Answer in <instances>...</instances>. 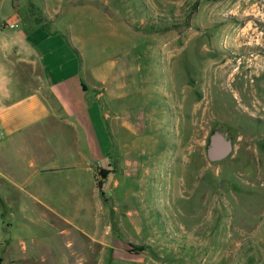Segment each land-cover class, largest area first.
Returning a JSON list of instances; mask_svg holds the SVG:
<instances>
[{
  "label": "rangeland",
  "instance_id": "obj_1",
  "mask_svg": "<svg viewBox=\"0 0 264 264\" xmlns=\"http://www.w3.org/2000/svg\"><path fill=\"white\" fill-rule=\"evenodd\" d=\"M17 2L21 16L67 34L85 80L103 92L97 133L118 155V184L86 212L1 209L0 240L35 238L59 255L94 234V217L97 230L110 222L106 238L125 236L118 217H149L153 242L129 243L146 251L137 264L263 261L264 0ZM218 136L231 149L216 159Z\"/></svg>",
  "mask_w": 264,
  "mask_h": 264
},
{
  "label": "crops",
  "instance_id": "obj_2",
  "mask_svg": "<svg viewBox=\"0 0 264 264\" xmlns=\"http://www.w3.org/2000/svg\"><path fill=\"white\" fill-rule=\"evenodd\" d=\"M19 10L17 0H0V212L103 208L106 183L118 184L112 177L118 155L103 148L97 133L107 120L96 105L103 92L85 80L61 28ZM100 170L107 175L99 189ZM94 218V234L59 255L35 238L0 240V264H58L59 256L68 264H137L145 258L146 251L129 243L153 242L151 231H143L153 227L149 217L128 224L118 217L125 236L108 238L110 222L97 230ZM130 227L138 234L132 236Z\"/></svg>",
  "mask_w": 264,
  "mask_h": 264
},
{
  "label": "water",
  "instance_id": "obj_3",
  "mask_svg": "<svg viewBox=\"0 0 264 264\" xmlns=\"http://www.w3.org/2000/svg\"><path fill=\"white\" fill-rule=\"evenodd\" d=\"M231 149V144L221 137H216V140L212 143L211 152L213 157L218 159L225 156Z\"/></svg>",
  "mask_w": 264,
  "mask_h": 264
},
{
  "label": "trees",
  "instance_id": "obj_4",
  "mask_svg": "<svg viewBox=\"0 0 264 264\" xmlns=\"http://www.w3.org/2000/svg\"><path fill=\"white\" fill-rule=\"evenodd\" d=\"M84 87V86H83ZM107 175V171L106 170H100V179L97 180V186L99 187V189L102 186V179L105 178Z\"/></svg>",
  "mask_w": 264,
  "mask_h": 264
},
{
  "label": "bare ground",
  "instance_id": "obj_5",
  "mask_svg": "<svg viewBox=\"0 0 264 264\" xmlns=\"http://www.w3.org/2000/svg\"><path fill=\"white\" fill-rule=\"evenodd\" d=\"M230 78V77H229Z\"/></svg>",
  "mask_w": 264,
  "mask_h": 264
}]
</instances>
